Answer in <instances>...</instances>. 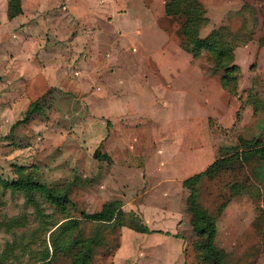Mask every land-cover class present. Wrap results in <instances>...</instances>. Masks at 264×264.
Instances as JSON below:
<instances>
[{"label":"rangeland","instance_id":"rangeland-1","mask_svg":"<svg viewBox=\"0 0 264 264\" xmlns=\"http://www.w3.org/2000/svg\"><path fill=\"white\" fill-rule=\"evenodd\" d=\"M199 1L205 16L199 37L226 28L238 70L235 92L228 93L205 53L192 58L182 49L180 19L166 18L160 7L159 28L178 41L192 70L219 89L205 96L201 85L205 113L190 119L187 101L161 84L164 76L173 83L180 78L147 62L181 59L164 44L152 45L156 34L147 18L107 22L110 8L122 10L98 0H20V12L12 15L0 0V264H73L87 239L95 242L88 264H205L185 210L188 189L179 183L194 167L199 173L221 157L209 175L197 178L196 202L213 217L221 264H264V158L244 160L239 145L242 138L264 146V0ZM89 11L103 16L91 19ZM110 72L125 77L121 94L113 91ZM131 76L149 90L134 94L136 86H126ZM188 149L196 158L185 159ZM175 157L173 174L182 176L161 189L172 194L161 205L175 215L153 210L154 196L149 206L140 198L139 211L136 195L149 187L140 172L171 175ZM17 179L65 192L67 201L55 205L38 190L15 187ZM65 219H75V227L53 231ZM145 220L158 235L147 243L123 231V249L114 254L121 228L148 232ZM45 253L49 260H42ZM136 253L139 259L125 261Z\"/></svg>","mask_w":264,"mask_h":264},{"label":"trees","instance_id":"trees-1","mask_svg":"<svg viewBox=\"0 0 264 264\" xmlns=\"http://www.w3.org/2000/svg\"><path fill=\"white\" fill-rule=\"evenodd\" d=\"M6 3L7 12H10V14L16 15L20 12V0H6ZM163 10L166 16H177L181 21L179 34L182 49L192 58H197L205 53L207 60L212 64V70L214 72L219 71V80L224 90L228 93L235 92L237 82L236 73L238 68L232 62L233 45L231 41L224 40V36L228 35L229 31L224 27H219L212 30L207 36L203 38L199 37V28L205 21L204 9L199 0H166L163 5ZM246 142L248 141L242 138L239 139V145L241 146L240 148H242L240 154H244V160L254 155L260 159L264 158V146L250 145L251 143ZM221 159L222 157L213 160L203 171L182 180V186L188 189V194L185 197V210L190 213L189 224L191 230L198 237L196 249L200 253L205 264H221V260L218 250L214 245L215 228L213 217L196 202L194 185L197 178L203 175H209L214 168L219 165ZM14 186L24 188L25 190H38L47 201L55 205H62L67 201L65 192L53 190L34 180L17 179L15 180ZM107 206L111 207V202H107ZM113 211L114 209L111 208V213H113ZM115 211L117 212L118 209ZM95 214L102 215L101 212ZM74 220L75 219H65L55 223L53 231L58 230L59 234L65 233L70 228L75 227L76 222ZM90 221L104 223L101 220L98 221L95 219ZM92 243H95L92 239H87L82 243L80 246L81 250L78 251L73 264H88ZM46 255L47 253H45L42 260H49Z\"/></svg>","mask_w":264,"mask_h":264},{"label":"crops","instance_id":"crops-1","mask_svg":"<svg viewBox=\"0 0 264 264\" xmlns=\"http://www.w3.org/2000/svg\"><path fill=\"white\" fill-rule=\"evenodd\" d=\"M99 5H107L109 4H114L115 7L118 5L122 11H118L120 9H112L110 8V10L107 12L106 10H102V12H107L108 15H104L103 13H94V15L96 17L93 16V14L90 13V11L88 12V16L91 19L94 18H100L103 16V18L105 19V21L107 22H114L117 19L121 18V17H127V19L133 20L135 21V19L137 20V22H139L140 18H147V21L151 22V24L153 25V29L155 30V34H156V39L153 38V43L152 45H154V43L157 45L156 47L159 48L161 44H164V47L167 50V53H170L169 51L174 52L176 55H178L181 59L180 60H176L175 58H169V59H164V60H160V61H147L149 64H152L151 66L157 69H161V72L165 75L166 73H172L174 72L177 75V78H180V83L175 81L170 82L171 80H169L168 76H164L161 78H164V81L161 83L163 86H165L167 91H171V92H176L179 95V98L181 100H186L187 101V107H185V114L190 117V119H195L196 117L201 118L203 116V114L205 113V110H203L201 108L202 103L199 100L200 97V91L202 90L201 85H203V91L205 92V96H209V90L212 89L214 90L216 93L219 91L218 87L216 86V83L214 81V79L210 78L209 76H203L201 75L198 71H194L192 70L193 67V61L192 59H188L186 57V54L178 47V41H173L174 38L170 37V35L167 33V31H165L164 29H160L159 25V20L156 17V15L159 17V13L160 11H162L160 9V7H163V1L162 0H104V2H100V0H98ZM84 3V2H82ZM155 4V6L153 7V5ZM146 6L148 8H146ZM123 8V9H122ZM159 8V11H155L156 13H154L152 10H156ZM139 14L141 16H139ZM172 16H166V18H169ZM101 19V18H100ZM111 23V22H110ZM143 31V29L139 28L138 30L136 29L135 32H137L138 34H141ZM126 33H128L127 31L122 33L123 35H125ZM166 33V34H165ZM168 34V35H167ZM143 35V33L141 34ZM129 35L126 34L125 37L127 38ZM180 38V37H179ZM176 39V38H175ZM181 40V38H180ZM167 45V47H166ZM168 48V49H167ZM154 50V48H153ZM159 50V49H157ZM169 50V51H168ZM170 55V54H168ZM136 67L138 66L137 63L135 64ZM121 65H119L120 67ZM126 66V65H125ZM124 66V67H125ZM118 66H116V68H119ZM131 67H134V64L131 65ZM178 68H183L184 71H177L175 69ZM126 71V70H124ZM110 81L111 83H113L116 87H114L113 91L115 93H122L124 92V88L123 85L125 84V77L122 74H118V72L114 73V72H110L109 73ZM130 79L133 81L132 82H128L126 83V86H132L135 85L136 88H133V90H135L134 94H138L140 91H144L146 92V90H149L148 88H143L142 83L139 82V77H134L131 76ZM145 79V78H143ZM128 80V79H127ZM211 80V82H210ZM118 86V87H117ZM119 88V89H118ZM118 90V91H117ZM113 91L109 92V94L106 97H111ZM222 92V90H221ZM219 93L220 97L224 99V93ZM124 97V94H123ZM150 99L152 97H149ZM148 98V99H149ZM199 107V108H198ZM203 110V111H202ZM230 119V116H228ZM191 147V146H190ZM192 148V147H191ZM189 150V149H188ZM185 156V159H190L193 156H195L198 153H196L194 155L192 150H189L188 152L183 153ZM176 159H172V161L174 162V164L172 166L168 165V172L171 171V175H165L164 173H160L159 175H157L155 178L154 177H149L146 178L145 175L142 174V172H140V178H141V182H143V185H149L148 188H146L142 194H137V201L139 202L140 198L144 199V202L147 204V200L150 201L151 199H148L150 196H154L156 200V203L153 205V210H156L158 212H160L162 215H169L168 212L172 211L170 214H174L175 215V211L169 206V204H167V207H163L161 204L164 203V200L170 199V197L172 196V194L169 191H165L162 192L161 189L164 188L165 185H162L164 182H172L173 180H175V175H180V174H173V172H175V165L178 162L177 157H175ZM146 167V166H145ZM180 171H182L183 173L186 172L185 169H181ZM199 171V168H193L191 171H189V174H194L196 172ZM188 173V172H187ZM186 173V174H187ZM182 176V175H180ZM185 179V177H182L180 179V183L179 186L180 188H184L182 186V180ZM178 186V187H179ZM155 191V193H153ZM136 201V203H137ZM126 204V203H124ZM143 204V202H139L137 203V207L139 208L140 205ZM127 206V205H125ZM142 206H149V204L147 205H142ZM119 209L122 211V205L119 207ZM139 211H141V208H139ZM168 211V212H166ZM169 217H171L169 215ZM172 218V217H171ZM176 219V218H175ZM149 221L145 220V222H143V226L144 228L147 229L148 232H144V231H134L137 232L136 235H133L132 232L128 231L127 229L129 228H125L122 227L120 230V235H119V243L118 246L115 248L114 250V254H116L118 251H122V243H123V239H122V233L123 231L127 234H130L135 238H138L139 236H141L143 239L145 238V242L148 243L147 240H151L153 238V236L158 235L157 233L154 232H150V227H149ZM176 220L175 222H173V226H175ZM153 225H155V223H153ZM150 232V234H149ZM151 233H153V235H151ZM140 234V235H139ZM148 235V236H147ZM151 236V237H150ZM149 238V239H148ZM136 244L138 242H135ZM140 244V243H139ZM139 245L134 246L135 249L138 248ZM165 245H158L157 247H159L161 250H164L166 248L163 247ZM173 246V245H172ZM163 247V248H161ZM167 249L165 250V252H167ZM127 252V250L125 251ZM138 253L136 254H132L129 256H126L125 261L128 260H137L138 258Z\"/></svg>","mask_w":264,"mask_h":264}]
</instances>
